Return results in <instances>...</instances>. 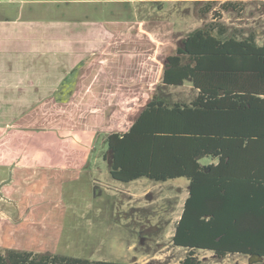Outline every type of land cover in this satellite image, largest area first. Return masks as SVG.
<instances>
[{
	"label": "rangeland",
	"instance_id": "rangeland-1",
	"mask_svg": "<svg viewBox=\"0 0 264 264\" xmlns=\"http://www.w3.org/2000/svg\"><path fill=\"white\" fill-rule=\"evenodd\" d=\"M205 1H216V21L229 35L253 33L264 44V0H0V23L45 29L34 40L38 49L45 36L65 37L52 50L69 52L73 72L55 100L13 124L15 140L0 159V254L16 249L127 264H177L188 254L171 240L188 181L113 180L105 138L126 131L153 95L169 103L195 98L190 81L165 86L161 75L182 39L215 18L201 13ZM224 1L242 8L222 11ZM45 64L50 70L44 59L39 70ZM30 121L34 128H26ZM19 133L27 142H18ZM29 151H37L32 167L9 158ZM195 256L201 264H264L239 254Z\"/></svg>",
	"mask_w": 264,
	"mask_h": 264
},
{
	"label": "trees",
	"instance_id": "trees-1",
	"mask_svg": "<svg viewBox=\"0 0 264 264\" xmlns=\"http://www.w3.org/2000/svg\"><path fill=\"white\" fill-rule=\"evenodd\" d=\"M205 2L202 14L216 3ZM241 8L238 1L220 7ZM213 12L215 18L190 31L162 66L163 85L190 81L195 98L169 103L153 95L126 131L105 138L104 160L113 180L188 181L171 239L188 254L177 264H201L195 256L200 250L219 259L264 258V44L253 33L242 39L229 35ZM30 124L26 128H34ZM0 264L127 263L8 249Z\"/></svg>",
	"mask_w": 264,
	"mask_h": 264
},
{
	"label": "crops",
	"instance_id": "crops-1",
	"mask_svg": "<svg viewBox=\"0 0 264 264\" xmlns=\"http://www.w3.org/2000/svg\"><path fill=\"white\" fill-rule=\"evenodd\" d=\"M23 26L24 28H22ZM31 26H33L31 23L21 20L13 22L12 27L7 20L0 23V137H3L4 134L2 130L7 131L5 133L7 141L3 143L0 141V153L2 152L0 159H4L6 144L10 140L13 142L15 140L13 132L17 130V127H13V124L17 122L20 115L34 112L55 100V96L61 88L63 87L65 90L64 84L67 85L68 78L73 73L70 69L69 52L64 51L62 45L57 51H53V45L57 44L59 47L62 42L59 44L58 42L65 37L52 41L50 36H45L41 40L44 42V44L41 43L44 46L38 49L34 40L38 42L40 34L45 29ZM52 51L57 53H52ZM43 59L48 60L51 64L50 70L48 64L44 65V71L39 70L37 62ZM17 126L20 128L18 123ZM21 133L18 138H21ZM33 134L32 132L29 136ZM20 138L18 142H27ZM32 153H35L37 157V151H29L23 158L20 157V154L9 156V158L21 161L19 165L15 164V166L32 167L34 160L29 157ZM22 161L24 162L22 163Z\"/></svg>",
	"mask_w": 264,
	"mask_h": 264
},
{
	"label": "water",
	"instance_id": "water-1",
	"mask_svg": "<svg viewBox=\"0 0 264 264\" xmlns=\"http://www.w3.org/2000/svg\"><path fill=\"white\" fill-rule=\"evenodd\" d=\"M250 257H251V259H252L253 261H256V260L261 259V257H260L259 255H257V254L251 255Z\"/></svg>",
	"mask_w": 264,
	"mask_h": 264
}]
</instances>
